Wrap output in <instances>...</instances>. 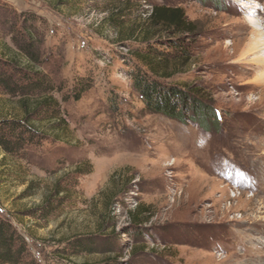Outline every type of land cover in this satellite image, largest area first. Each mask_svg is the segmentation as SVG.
Wrapping results in <instances>:
<instances>
[{
    "label": "rangeland",
    "instance_id": "rangeland-1",
    "mask_svg": "<svg viewBox=\"0 0 264 264\" xmlns=\"http://www.w3.org/2000/svg\"><path fill=\"white\" fill-rule=\"evenodd\" d=\"M160 7L193 29L152 27ZM22 13L58 102L34 119L43 135L13 156L0 148V218L30 259L264 264V46L253 48L264 44V0H0V59L25 66ZM4 64L0 80L22 83ZM139 69L194 94L216 120L204 129L150 113L132 89ZM19 97L0 88V121L24 118ZM77 239L95 250L73 256Z\"/></svg>",
    "mask_w": 264,
    "mask_h": 264
},
{
    "label": "trees",
    "instance_id": "trees-1",
    "mask_svg": "<svg viewBox=\"0 0 264 264\" xmlns=\"http://www.w3.org/2000/svg\"><path fill=\"white\" fill-rule=\"evenodd\" d=\"M21 14L25 24V30L21 32L29 38V41L20 44L21 53L26 56L28 62L26 65L19 64L18 60L4 61L0 59V66H12L22 75V83L13 82V77L2 76L5 79L0 80V88L11 96L19 97V104L24 111L22 120H1L0 121V148L5 156H13L18 151L20 145L30 141L32 142L37 135H43L37 127L38 123L34 120L42 112L55 113L58 111V102L53 97H49L46 91L48 87L44 84L43 75L38 70L40 63V54L35 51V39L32 29L27 26L31 17ZM112 23L115 19L110 17ZM151 26L154 28L170 27L176 30V33L185 30H192L194 25L186 23L181 10L165 7L155 8L151 16ZM113 23V24H114ZM150 31L146 35L149 36ZM28 42V43H27ZM2 72V71H1ZM13 76V75H12ZM132 89L140 95L145 108L150 113L162 115L168 119L186 122L191 121L202 128H206L205 120L209 122L210 117L216 120L217 114L209 110L206 105L195 97L194 94L186 93L184 90L166 86L150 77L142 70H137L132 77ZM76 99L79 100L83 93L88 89L81 83L76 85ZM40 91L43 95L40 98H32V93ZM51 91V90H50ZM28 188H30L28 186ZM29 191V189H28ZM26 190V192H28ZM53 204L50 200L40 209L41 214L48 218L54 212ZM72 255H78L80 252H93L95 245L91 240H79L71 242L69 245ZM0 264H38L28 255V246L25 239L11 224L9 219L0 218Z\"/></svg>",
    "mask_w": 264,
    "mask_h": 264
},
{
    "label": "bare ground",
    "instance_id": "bare-ground-1",
    "mask_svg": "<svg viewBox=\"0 0 264 264\" xmlns=\"http://www.w3.org/2000/svg\"><path fill=\"white\" fill-rule=\"evenodd\" d=\"M244 6L246 7V8H249V9H255L253 6H250V5H246V4H244ZM252 12V11H251ZM246 19H249L250 21H248V23H249V25H251V26H254V27H257V28H259L258 26H257V22H254V20H251V18H248L247 16H246ZM257 41V40H256ZM261 42H259V41H257L256 42V44H255V46L253 47L254 48V50H258L261 46H264V44H260ZM260 45V46H259ZM253 50V49H252ZM263 59H264V55H263Z\"/></svg>",
    "mask_w": 264,
    "mask_h": 264
}]
</instances>
